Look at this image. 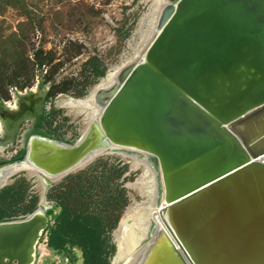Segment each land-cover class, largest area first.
Masks as SVG:
<instances>
[{
  "label": "water",
  "instance_id": "water-1",
  "mask_svg": "<svg viewBox=\"0 0 264 264\" xmlns=\"http://www.w3.org/2000/svg\"><path fill=\"white\" fill-rule=\"evenodd\" d=\"M163 1L142 60L90 90L100 113L76 142L39 127L46 90L0 113L12 140L32 121L24 154L0 160V189L21 165L49 184L112 145L139 150L158 164L162 226L149 223L131 264H264V0ZM40 205L0 221V264H34L52 221Z\"/></svg>",
  "mask_w": 264,
  "mask_h": 264
},
{
  "label": "rangeland",
  "instance_id": "rangeland-1",
  "mask_svg": "<svg viewBox=\"0 0 264 264\" xmlns=\"http://www.w3.org/2000/svg\"><path fill=\"white\" fill-rule=\"evenodd\" d=\"M148 7L149 0H0V113L21 94L46 90L39 127L58 142H76L88 121L56 102L90 97V90L110 69L130 58ZM48 93L53 97L48 99ZM31 126L30 118L19 125L12 142L0 151V160L22 156V134ZM142 171L132 160L114 154H102L49 184L39 182L30 175L33 172L20 171L0 189V220L28 216L41 198L52 211L50 227L64 209L88 223L98 218L96 234L104 243L102 255L110 262L114 254L111 232L118 217L131 200L145 199L131 187L141 179ZM157 176L154 207L162 203ZM150 212L152 218L156 216L154 210ZM48 230L39 241L43 251H37L34 264H84L78 247L67 245L64 251L53 252Z\"/></svg>",
  "mask_w": 264,
  "mask_h": 264
},
{
  "label": "bare ground",
  "instance_id": "bare-ground-1",
  "mask_svg": "<svg viewBox=\"0 0 264 264\" xmlns=\"http://www.w3.org/2000/svg\"><path fill=\"white\" fill-rule=\"evenodd\" d=\"M164 3L165 1L163 0H149V7L147 14L141 20L140 28L137 30L135 34L136 41L132 46V50H131L132 53L130 55V58H128L123 63H121L119 67H116L115 69H110L105 79L96 88L107 87L115 83L116 73L122 66H124L130 60H135V59L142 60L143 55L141 51L145 48L146 44L148 43V39L152 33L156 21V17L158 15L160 8L163 6ZM96 88L92 91L91 96L85 100H74L65 97L63 99L62 98L59 99L56 102V105L59 107H63V109L66 108L72 113H81V115L85 116L88 121L86 126L87 128L91 122L97 119L100 113V108L97 105H95L94 102H92ZM37 92L36 94H41V93L44 94V92H40V93ZM27 95L28 92L21 94L20 97L25 98L29 96ZM91 97L92 100L90 99ZM18 101L19 100L17 99L13 103H7L5 106L7 109H10L12 111H17L19 109L17 103ZM4 118L2 119L0 118L2 122V123L0 122V151L4 150L12 142V139L8 131L9 129H11V126L13 125L12 123L13 116L6 115V117ZM6 133H7V137L5 138ZM102 154H114L130 159L132 160L134 165L139 166L143 169L141 179L140 180L138 179L135 182V184H133L131 187L134 188L145 199L144 201H140V202L131 200L129 206L127 205L128 207H125L126 209H124L123 211V214L120 218L118 229L115 230L112 234V243L116 247V251H117L112 264H131L134 261L136 253L138 252L137 251L138 244L144 237V233L147 231L149 223L150 222L157 223V230L160 228V226H162L161 221L157 216V213L161 206L154 207V194H153L155 193L153 190V186L155 185V178L157 175L158 176L160 175L158 164L156 162L155 157L151 154L139 150L119 147L115 145H112L108 149L102 151L100 155ZM152 165L155 167L156 170L152 167ZM18 168H25L22 171L33 172L30 173L31 176L34 175L36 178H38L39 182L47 184L45 179L41 177L39 174H37V171H34L30 167H24L23 165H21L17 167V169ZM8 170L9 169H4L1 173H5ZM158 176H157V180H158ZM159 183H160V179H159ZM40 204H41L40 206L42 207L45 208L47 207L43 198H41ZM161 204H163V202ZM151 210L155 211L154 214L156 216H154L153 218L151 216V212H150ZM39 245L40 242L38 243L37 251H43L42 246ZM37 258L38 257L36 256L35 261H37Z\"/></svg>",
  "mask_w": 264,
  "mask_h": 264
},
{
  "label": "trees",
  "instance_id": "trees-1",
  "mask_svg": "<svg viewBox=\"0 0 264 264\" xmlns=\"http://www.w3.org/2000/svg\"><path fill=\"white\" fill-rule=\"evenodd\" d=\"M47 97L50 99L53 96L48 93ZM2 197L3 195L1 194V198ZM51 213L52 211L49 210L48 214L51 215ZM121 215L119 217L117 216L118 219L116 218V222H118ZM2 216V213H0V219H2ZM97 220L88 223L85 222L86 220L83 221L79 216L72 217L71 214L64 209L55 217V226H51L48 230L49 247L55 253L64 251L67 245L70 247H78L82 250L85 257L84 264H110L107 260L105 261V256L102 255V253H104V243L99 241L96 234L95 228L98 225ZM112 245L115 252V246L114 244ZM71 259L75 260V255H72Z\"/></svg>",
  "mask_w": 264,
  "mask_h": 264
},
{
  "label": "flooded vegetation",
  "instance_id": "flooded-vegetation-1",
  "mask_svg": "<svg viewBox=\"0 0 264 264\" xmlns=\"http://www.w3.org/2000/svg\"><path fill=\"white\" fill-rule=\"evenodd\" d=\"M23 154H24V153H23ZM23 154H22V155H23Z\"/></svg>",
  "mask_w": 264,
  "mask_h": 264
}]
</instances>
